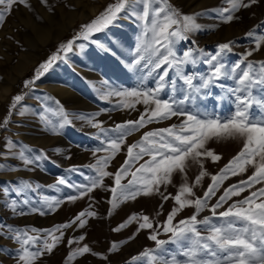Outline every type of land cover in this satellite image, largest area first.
Here are the masks:
<instances>
[{
  "label": "rangeland",
  "instance_id": "obj_1",
  "mask_svg": "<svg viewBox=\"0 0 264 264\" xmlns=\"http://www.w3.org/2000/svg\"><path fill=\"white\" fill-rule=\"evenodd\" d=\"M115 2L116 0H47L45 4L41 0H27L30 7L14 5L11 13L0 23V124L8 117L12 97L18 94L23 97L13 114L8 117L7 125L0 127V264H17V249L20 245L10 238L8 226L12 229L41 230L28 234L39 236L42 243L44 230L63 224L71 226L60 230L63 236L52 252L43 254L35 264H66L69 252L85 244L99 255L85 253L67 264H148L147 258L142 257L133 262L132 257L138 256L145 249H155V242L148 239L152 230L137 232V221L118 232L113 229L133 214L147 215L154 228L162 224L172 208L178 207L173 199L165 200L163 196L174 197L185 178L191 185L199 174V165L189 160L185 172H174L171 183L161 184L159 192L148 196L141 194L135 199L127 200L118 196L115 208L109 203L113 200L111 189L115 187L114 174L126 159L127 146L139 141L145 132L180 125L186 117L177 115L146 124L126 136L120 151L105 168V171L113 175L105 176L102 184L91 192L81 196L80 191L83 189L78 191L69 186L90 187L91 179L96 177L95 169L90 166L107 155L104 151L94 152L105 146L102 145V141L106 144L104 133L80 117H94L103 129L110 130L125 121L137 120L145 110L142 103H137L134 108H125L120 103V97L106 95L113 90L132 89L140 84L141 71L128 67L134 58L137 37L141 32L140 21L128 11H122L119 18L103 31L93 34L89 40H76L72 51L66 54L60 52L59 55L64 59L53 63L32 85L25 87L24 81L33 80L38 66L57 53L61 43L72 39L80 32L81 25L90 22ZM169 3L182 14L202 13L196 21L201 29L189 34V39L175 44L177 55H182L193 47L215 54L219 44L231 42L232 51L225 53L223 59L226 65L231 66L241 60L247 51L255 48L256 38L264 36V0L238 10L234 13L238 19L228 23H224L218 15L221 8L228 7L226 0H169ZM141 9L142 6L138 5L137 10ZM249 31L254 33L252 37L246 35ZM44 32L47 41L42 43L36 38ZM193 40L196 42L195 46L192 44ZM81 44L84 45L83 48L79 47ZM99 44L104 47H99ZM247 59L264 61V42ZM184 71L186 74L193 71L206 73L207 66L202 62L195 68L185 65ZM173 77L174 71L170 69L166 78L168 86L161 91L160 97L168 99L172 96L179 101L183 99L181 88L186 86L177 79L173 91ZM156 78V74L146 77L142 87H156ZM221 84L225 88L235 86L233 80L222 79L209 89L202 90L194 100L186 101L183 105L185 111L194 114L206 112L221 118L230 115L234 110L232 98L225 96ZM45 108L52 110L44 113L52 121L51 125L40 119ZM21 111L24 112L23 115L19 114ZM255 111L254 108L253 112ZM52 112L57 114L52 115ZM65 114L70 123L59 127ZM53 127L57 128L58 134L53 132ZM108 135L114 137L116 134L109 132ZM8 141L15 147L9 149ZM242 145V140H209L206 148L222 158L217 162L202 158L204 169L210 174L218 173L240 151ZM21 150L29 158L39 156L40 159L25 166L19 159ZM148 159L149 156L145 155L134 163L129 174L122 177L121 184L126 185L132 179L131 172ZM253 171L249 167L246 173L231 176L221 185L217 195L208 201L209 205L215 203L224 188L247 179ZM58 178H63L66 183L58 184ZM22 181H26L27 185L22 184ZM209 183L210 176L204 177L199 185L194 186L195 195L202 196ZM248 194L245 191L241 197H233L228 203ZM69 196H76L77 199L70 201ZM13 202L16 211H13ZM226 207L227 204L217 211H223ZM33 208L37 211H32ZM85 210L94 212L95 215H85L83 219L86 223L79 227L78 222L73 221ZM193 212V208L183 209L173 223L189 217ZM206 216H211L208 209L201 211L198 219ZM212 222L219 224L220 220L213 217ZM158 231V239H169L170 234H164L162 228ZM54 235L59 236L60 232ZM133 235L134 238L130 239ZM80 236L84 240L76 243ZM69 239L74 243L70 245ZM113 243L117 247L109 251ZM165 247L175 252V245L167 244Z\"/></svg>",
  "mask_w": 264,
  "mask_h": 264
},
{
  "label": "snow or ice",
  "instance_id": "obj_2",
  "mask_svg": "<svg viewBox=\"0 0 264 264\" xmlns=\"http://www.w3.org/2000/svg\"><path fill=\"white\" fill-rule=\"evenodd\" d=\"M41 3L46 4L47 0H41ZM226 3L228 7L221 8L218 12L224 23L238 19L234 15L235 12L257 4L258 0H247V2L226 0ZM14 5L30 7L27 0H0V23L4 22L5 16L11 13ZM138 5L142 6L139 11ZM122 11H128L141 23V32L137 37L133 53L134 58L128 65L130 69L141 71V79L137 87L113 90L106 95L120 97V103L125 108H134L137 103H142L145 105V110L137 120L125 121L110 130L103 129L94 117H80L104 133L106 144L102 141V145L105 146L95 149L94 152L104 151L107 155L97 159L96 164L90 166L96 172V177L91 179L90 187L69 186L77 188L78 191L83 189L80 191L81 196L91 192L93 188L102 184L105 176L113 175L105 171V168L120 151L126 136L154 121L158 122L177 115L184 116L186 118L180 125L145 132L139 141L127 146L126 159L114 174L115 187L111 189L113 200L109 203L115 208L118 196L127 200L135 199L141 194L148 196L153 192H159L161 184L171 183L174 172H185L189 160L199 165V174L191 185L185 178L174 197L163 196L165 200L173 199L178 207L172 208L162 224L154 228L153 222L147 215L133 214L113 231L118 232L134 221L138 222L137 232L144 229L152 230L148 239L155 242V249H145L138 256L132 257L133 262L144 257L147 258L148 264H264V61L247 59L252 55V51L260 49L264 36L256 38L255 48L247 51L241 60L231 66L223 62L224 54L232 51L231 42L219 44L215 54H208L203 49L193 47L184 51L182 55H177L174 50L175 44L189 39V34H194L201 29V25L196 21L202 13L182 14L169 3V0H116L90 22L81 25L80 32L72 39L61 43L57 53L41 63L36 69L34 79L25 80L24 86L32 85L35 79H39L53 63L58 59H64L59 55L60 52L66 54L72 51L76 40H89L93 34L103 31L119 18ZM246 35L252 37L254 33L249 31ZM192 44L195 46L196 42L193 40ZM98 46L104 47L102 44ZM79 47L83 48L84 45L81 44ZM200 62L207 66L206 73L196 71L185 73V65L195 68ZM170 69L174 71L171 81L173 91H175L177 79L186 86L181 88L182 100L177 101L172 96L168 99L160 97L161 91L168 86L166 78L169 76ZM157 70L160 71L157 73ZM154 74L158 76L156 87H142L144 79ZM222 79L233 80L235 84L234 87L227 88L220 85L225 96L232 98L234 110L230 115L221 118L206 112L194 114L185 111L183 105L186 101L194 100L202 90L209 89ZM197 80L199 83H194ZM22 99L23 97L19 94L12 97L8 117L13 114V110ZM254 108L255 112H253ZM50 111L52 110L45 108L40 115V119L48 125H51L52 121L44 113ZM19 114L23 115L24 112L21 111ZM56 114L52 112V115ZM8 117L0 124V127L7 125ZM66 123L70 121L65 114L59 127H63ZM52 130L58 134L56 127ZM109 132L116 135L110 136ZM212 139H232L243 142L240 151L216 174L208 173L202 163V158H210L212 162L222 158L213 150L206 148L207 142ZM8 146L9 149L15 147L11 141H8ZM136 149L138 151H135ZM145 155L149 156V159L131 172L132 179L126 185L121 184L122 177L128 175L132 165L143 159ZM19 159L27 166L37 162L40 157L29 158L24 150H21ZM249 167L254 171L247 179L224 188L215 203L209 205L208 201L217 195V191L226 180L231 176L246 173ZM206 176H210L211 183L208 184L202 196H196L193 188ZM21 183L27 185L26 181ZM57 183L63 185L66 181L58 178ZM256 185L261 186L256 187ZM245 191L249 193L247 196L228 203L233 197H241ZM68 199L74 201L77 197L69 196ZM56 203L59 204V201ZM225 204L227 207L218 212L217 209L224 207ZM12 208L16 211L15 202ZM185 208H193V214L173 223L177 214ZM204 209H208L211 216L198 219V214ZM32 211L37 209L33 208ZM85 215L94 216L95 213L85 210L76 216L73 223L78 222V226L83 227L86 223L83 219ZM213 217L219 218L220 223H213ZM201 225L202 228L199 227ZM70 226V224H63L44 230L45 236L42 243L39 236L28 234L41 230L12 229L8 226L10 238L20 245L17 249V264H35V261L43 254L51 253L63 236L60 230ZM160 228L164 234H170L168 240L158 239ZM56 232H60V235H54ZM134 235L130 239L134 238ZM83 240L84 237L80 236L75 242L79 243ZM68 243L71 245L74 241L69 239ZM167 244L175 245V252L167 249L165 247ZM116 247L117 245L113 243L109 251L115 250ZM90 252L93 255H99L92 252L87 244L77 247L69 252L66 264L77 256Z\"/></svg>",
  "mask_w": 264,
  "mask_h": 264
},
{
  "label": "bare ground",
  "instance_id": "obj_3",
  "mask_svg": "<svg viewBox=\"0 0 264 264\" xmlns=\"http://www.w3.org/2000/svg\"><path fill=\"white\" fill-rule=\"evenodd\" d=\"M40 28V27H39ZM39 31V30H38ZM38 35V34H37ZM50 38V37H49ZM36 39H38L40 42H42V43H45L46 41H47V35H46V33L44 32V33H40L39 35H38V38H36ZM49 40V39H48ZM31 43V42H30ZM42 45V44H41ZM33 46V45H32ZM24 62V61H23ZM16 70H18L17 68H16ZM23 71V70H22ZM25 72V71H24ZM16 74H17V72H16ZM13 79V78H12ZM55 81V80H54ZM56 85V84H55Z\"/></svg>",
  "mask_w": 264,
  "mask_h": 264
}]
</instances>
